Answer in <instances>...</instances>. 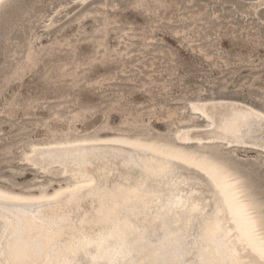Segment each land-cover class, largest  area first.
<instances>
[{"label":"rangeland","instance_id":"rangeland-1","mask_svg":"<svg viewBox=\"0 0 264 264\" xmlns=\"http://www.w3.org/2000/svg\"><path fill=\"white\" fill-rule=\"evenodd\" d=\"M195 101L264 114V0L0 4L2 190L51 193L72 179L59 164L32 160L36 145L95 136L168 141L227 163L264 232V148L179 141L176 130L209 129Z\"/></svg>","mask_w":264,"mask_h":264},{"label":"bare ground","instance_id":"bare-ground-1","mask_svg":"<svg viewBox=\"0 0 264 264\" xmlns=\"http://www.w3.org/2000/svg\"><path fill=\"white\" fill-rule=\"evenodd\" d=\"M198 101L191 105L192 110L207 118L209 129L192 131L196 129L194 126L195 129L191 130H176L179 141L197 139V142H210L217 139L228 145L256 144L264 148V114L240 105ZM32 153V160L36 163L59 164L72 179L51 193L45 187L39 194H19L0 189L2 193L31 202L18 203L14 209H0V226L7 229H0V264H16L17 256L10 251L9 238L11 244L16 246L14 233L21 224L38 227L44 236L59 231L63 225L71 234L69 246L72 245V238L79 242L106 227L113 228L119 235L122 230L135 226L138 231L135 233L136 242L130 249L131 255L121 258L128 259L132 264H170L177 252H182L184 258L196 264L201 258L227 261L230 252L226 242L205 237L200 232V225L192 219L194 214L182 206L188 199L195 200L202 209L199 215L203 219L216 213L219 205L222 226L232 229L233 235L238 236L236 225L230 223L233 217L225 203V194L230 197L234 194L233 203L244 205L254 221L257 235H264L260 228L261 221L255 216L253 205L246 199L237 173H233L227 163L210 152L141 137L95 136L68 140L63 147L44 149L36 145ZM201 168L205 171H201ZM212 175L220 182L223 191L217 188ZM92 180L96 184L91 187H77L89 185ZM117 203L122 206V212L114 214L113 222L109 224L108 210ZM101 211L104 212L103 216H100ZM235 243L243 249L239 241ZM247 255H252L251 250ZM31 258L47 264L53 259L60 260L61 256L53 249L43 253L34 252ZM106 258L112 259L111 256Z\"/></svg>","mask_w":264,"mask_h":264},{"label":"snow or ice","instance_id":"snow-or-ice-1","mask_svg":"<svg viewBox=\"0 0 264 264\" xmlns=\"http://www.w3.org/2000/svg\"><path fill=\"white\" fill-rule=\"evenodd\" d=\"M3 0H0L2 3ZM201 171L205 169L201 168ZM213 182L217 188L223 191V187L212 175ZM96 181L92 180L89 185H78L77 187H91L95 185ZM59 195V194H57ZM198 195V194H191ZM51 199H56L52 197ZM186 199H188L186 197ZM234 194L230 197L225 194V203L228 205L229 211L232 213V220L230 223L236 225L235 231L239 233L238 236L233 235L232 229H226L222 226L220 221L221 212L218 210L214 214L203 217L199 213L202 209L195 200L188 199V202L182 203L185 209L193 213L192 219L195 223L200 225V232L205 237H210L212 240L224 241L227 244L230 252V257L227 261L223 260H205L201 258L199 264H264V235H257L254 221L246 212L244 205L234 204ZM18 203H31L22 201L20 197L8 195L0 192V209H14ZM172 206L171 198L169 199V207ZM109 218L107 223L111 224L114 214L122 212V206L117 203L114 207L109 208ZM104 212H100L103 216ZM71 223V222H68ZM0 229L7 231L3 226ZM138 231L135 226L131 229L122 230L119 235L116 230L111 227H106L101 231L94 232L91 238L85 237L79 242L72 238V245L69 246L68 241L71 234L60 226L59 231L53 234L44 236L41 234V229L33 225H18L17 231L14 233L17 244L13 246L10 239V251L17 256L16 264H45L43 261H36L32 259L34 252L43 253L46 250H55L56 254L61 256L60 260H51L47 264H132L128 259H121L131 255V247L136 242L135 233ZM203 238V237H202ZM239 241L243 245L241 250L239 245L235 242ZM21 245L23 247L21 248ZM127 246V247H126ZM251 250L252 255H247ZM218 251V249L216 250ZM111 256L109 260L106 257ZM12 264V262H9ZM139 264V262H136ZM170 264H196L191 259L184 258L182 252L175 253V259Z\"/></svg>","mask_w":264,"mask_h":264}]
</instances>
